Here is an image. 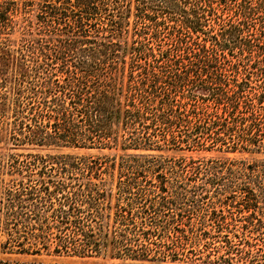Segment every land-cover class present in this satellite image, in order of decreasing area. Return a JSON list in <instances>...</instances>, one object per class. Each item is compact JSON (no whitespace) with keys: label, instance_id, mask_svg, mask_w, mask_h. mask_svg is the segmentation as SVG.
<instances>
[{"label":"trees","instance_id":"16d2710c","mask_svg":"<svg viewBox=\"0 0 264 264\" xmlns=\"http://www.w3.org/2000/svg\"><path fill=\"white\" fill-rule=\"evenodd\" d=\"M201 140L221 154L170 155ZM84 148L116 153L65 152ZM263 155L264 0H0V231L17 253L53 230L57 254L113 264L209 225L264 241Z\"/></svg>","mask_w":264,"mask_h":264},{"label":"rangeland","instance_id":"374dc122","mask_svg":"<svg viewBox=\"0 0 264 264\" xmlns=\"http://www.w3.org/2000/svg\"><path fill=\"white\" fill-rule=\"evenodd\" d=\"M5 32H10L6 30ZM229 72V71H228ZM248 98H252V93L257 89L254 87V84H250ZM202 103L196 102L191 106L190 114L197 117V115H201L203 111H205L206 106L201 105ZM187 128V127H185ZM228 147V148H227ZM194 149V150H193ZM219 149V145L216 143H212L211 141H203L201 140L197 146H193L187 143L181 144L180 149L173 154H176V158L179 162H196L205 163L207 160L216 159L221 153L217 151ZM226 150L224 154L231 159H240V158H248V154H243L235 150L233 148V144H227L223 148ZM229 149V152L227 150ZM235 151V152H234ZM65 152H72L78 156H90L91 159L96 160L97 157H101L103 155H111L115 154V150L109 149H70L65 150ZM118 158L121 155V151H118ZM260 157V156H257ZM264 157V155L262 156ZM3 178V177H2ZM8 176L6 175L3 180L7 181ZM115 180H117V172L116 177L111 180V184H113V191L109 194L111 197V207L113 211L117 209L116 204L120 199V193L115 185ZM1 182V177H0ZM212 200L207 199V203L205 208L212 209L214 205ZM121 206H124L123 200L121 199ZM119 202V203H120ZM215 208H219V205H215ZM226 209V208H224ZM223 209V210H224ZM115 226H112L111 233L115 234ZM204 231L209 233L213 238L204 239L201 241H194L191 239H173L169 241H148L143 242V248L148 250L150 253L151 261H145V264H169L167 262L168 255H174V257H179L175 263L170 264H264V246L262 240H253L249 238H232V235L227 231L215 232V229L212 226H207L204 228ZM192 231L189 230L188 235L191 236ZM53 238L51 241H47L44 244H34V243H21L23 246L31 249H39L37 253H17V251L21 250V246H18V243L11 241L8 239V236L0 231V264H34L37 262H41L43 264H113L119 262V260L111 259L109 257L104 256H91V257H80L73 254H57L53 251L56 243H60L58 236L55 238V231L53 230L52 234ZM220 237V238H219ZM227 237L228 239H224ZM190 238V237H189ZM69 243V242H68ZM71 243H74L72 241ZM152 243V244H150ZM155 243V244H154ZM164 243H169L168 248L164 246ZM191 243H199V244H191ZM226 243H230L235 247L234 250L227 252ZM251 243V244H249ZM13 249L12 253L8 252L10 249ZM172 248V251L171 249ZM19 249V250H17ZM151 249V250H150ZM169 251V252H168ZM171 251V252H170ZM157 257V259L155 258Z\"/></svg>","mask_w":264,"mask_h":264}]
</instances>
